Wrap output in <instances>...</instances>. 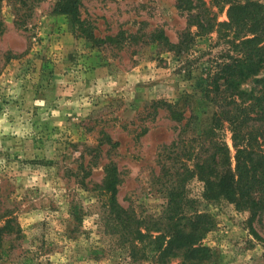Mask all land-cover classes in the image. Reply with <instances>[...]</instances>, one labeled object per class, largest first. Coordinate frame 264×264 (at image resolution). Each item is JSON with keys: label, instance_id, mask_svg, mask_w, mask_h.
I'll return each mask as SVG.
<instances>
[{"label": "rangeland", "instance_id": "1", "mask_svg": "<svg viewBox=\"0 0 264 264\" xmlns=\"http://www.w3.org/2000/svg\"><path fill=\"white\" fill-rule=\"evenodd\" d=\"M55 1L38 0L19 28L7 2L0 10V227L10 223L0 264H157L137 257L163 227L159 151L178 128L149 105L190 108L199 127L208 126L213 105L202 89L231 48L215 34L179 56L142 42L153 29L177 40L186 24L174 0H82L80 16L95 36L141 38L98 48L53 11ZM217 18L226 20L225 11ZM221 134L230 147L225 127ZM110 162L119 177L115 201L102 186ZM186 191L216 220L202 240L215 253L212 264H264L247 212L203 201L195 179ZM252 226L264 238V218Z\"/></svg>", "mask_w": 264, "mask_h": 264}, {"label": "trees", "instance_id": "2", "mask_svg": "<svg viewBox=\"0 0 264 264\" xmlns=\"http://www.w3.org/2000/svg\"><path fill=\"white\" fill-rule=\"evenodd\" d=\"M4 1L13 9L14 25L19 28L29 20L38 0H0V10ZM174 1L186 24L177 40L172 42L163 30L153 29L142 42L179 56L190 50L196 38L215 34L231 48L232 54H226L207 73L202 91L213 111L205 128L199 127L198 118L190 108L179 109L163 100L149 105L153 112L164 109L177 125L178 133L159 151L157 182L164 196L163 227L159 234L150 236L149 250L140 252L137 258L155 257L157 264H212L215 253L202 240L215 228L216 220L211 212L199 209L195 200L188 197L186 183L191 179L201 184L203 201L224 202L238 212H247L248 227L264 249V238L252 226L254 220L259 222L264 218V2ZM81 2L56 0L53 11L65 15L74 32L93 46L120 50L128 43L141 41L138 32L127 36L123 31L103 38L95 36L92 27L80 16ZM223 10L226 20L218 21L217 16ZM4 28L0 12V33ZM224 127L230 133V147L221 134ZM118 183L116 165L107 163L102 186L110 192L112 201ZM9 224L7 220L0 227V246L3 235L10 231ZM134 230L144 236L139 228Z\"/></svg>", "mask_w": 264, "mask_h": 264}]
</instances>
